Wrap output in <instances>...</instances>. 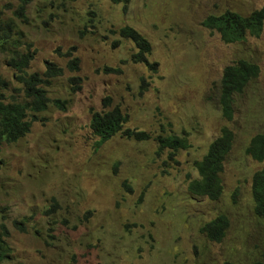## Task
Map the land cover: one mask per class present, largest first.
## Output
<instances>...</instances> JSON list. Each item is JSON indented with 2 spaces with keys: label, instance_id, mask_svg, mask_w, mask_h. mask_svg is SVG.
<instances>
[{
  "label": "rangeland",
  "instance_id": "obj_1",
  "mask_svg": "<svg viewBox=\"0 0 264 264\" xmlns=\"http://www.w3.org/2000/svg\"><path fill=\"white\" fill-rule=\"evenodd\" d=\"M22 4L0 0V18L1 25L11 22L17 47L34 55L26 71L43 73L50 60L63 74L46 86L51 101L30 131L0 145V223L10 230L12 248V258L0 264L264 261V220L252 194L264 161L246 152L264 132V28L258 37L227 42L204 24L228 9L248 15L264 0H29L20 15ZM124 26L149 40L148 60L156 65L133 60L138 48L120 35ZM11 55L1 46L5 102L24 99ZM72 57L79 58L78 70L69 66ZM241 58L257 63L260 74L236 94L228 120L221 78ZM115 107L128 116L125 128L151 137L118 133L98 145L92 114ZM225 125L235 141L221 174L223 193L213 200L189 186L199 178L196 161ZM169 133L185 136L189 147L172 157L170 148L159 151L157 136ZM220 216L227 225L216 241L205 229Z\"/></svg>",
  "mask_w": 264,
  "mask_h": 264
},
{
  "label": "trees",
  "instance_id": "obj_2",
  "mask_svg": "<svg viewBox=\"0 0 264 264\" xmlns=\"http://www.w3.org/2000/svg\"><path fill=\"white\" fill-rule=\"evenodd\" d=\"M29 0H23L20 6V15L24 14L26 4ZM114 3H123L124 5L131 0H111ZM205 26L216 29L227 42H236L245 40L248 35L258 37L264 28V6L253 10L248 15H242L236 11L226 10L221 14H211L204 20ZM13 26L11 22L1 25L0 18V49L11 51L9 64L16 68V78L23 83L24 99H12L5 102L3 93L0 92V145L2 142H16L24 137L31 129L33 120L38 119L35 115L38 112L45 111L48 108L51 99L48 96L46 86L51 84V80L63 74V68L54 61L47 60L46 68L43 73L34 72L29 74L26 68L33 59V54L22 51L17 47L16 40L10 36ZM120 35L131 39L138 48L133 54L135 62H146L151 67L155 64L150 63L148 54L151 51V43L140 32L130 26L121 27ZM73 56V50L66 53ZM71 69H79V58L72 57L69 64ZM108 71L116 69L106 68ZM120 71V70H116ZM260 74V67L257 63L248 59L241 58L234 64H229L224 68L221 78L220 103L222 115L228 120H232L235 114V96L243 93L250 82L255 80ZM75 78V77H73ZM8 83L0 77V87H7ZM105 102L110 100L104 99ZM62 109H66V102L57 99L53 101ZM31 116V118H30ZM128 116L122 112L120 107H115L110 111L93 112L91 118V128L95 135L99 136L98 145L110 140L118 133L125 137L135 138L137 140H147L151 137L145 130L125 128ZM159 151L165 148L171 149V157L180 148L189 147V142L185 136L176 133L167 135L159 134ZM235 141L234 131L227 125L222 126L220 134L210 143L207 153L201 160L196 161V168L199 178L190 184V191L199 195H206L210 199H219L223 191L222 172L224 171L225 160L230 153ZM1 151V147H0ZM246 152L259 162L264 161V132L255 134L246 148ZM252 190L255 200L256 213L264 220V165L258 169L252 180ZM225 221V222H224ZM210 223V224H209ZM205 231L209 237L216 241H221L225 234L227 220L225 216H220L210 221ZM15 225L20 230H25L23 221H16ZM10 236V230L6 223H0V261L10 260L12 258V248L7 237ZM224 264H236L226 261ZM250 264H264V261L257 260Z\"/></svg>",
  "mask_w": 264,
  "mask_h": 264
},
{
  "label": "clouds",
  "instance_id": "obj_3",
  "mask_svg": "<svg viewBox=\"0 0 264 264\" xmlns=\"http://www.w3.org/2000/svg\"><path fill=\"white\" fill-rule=\"evenodd\" d=\"M263 7V6H262ZM259 9V8H258ZM232 11H234V10H232ZM237 12V11H236ZM239 13V12H238ZM241 14V13H240ZM243 15V14H242ZM263 29V28H262ZM227 159V158H226ZM225 162H226V160H225ZM225 166V165H224ZM224 186V185H223ZM189 188H190V186H189ZM223 190H224V188H223ZM254 197V196H253ZM255 201V200H254ZM255 212H256V210H255ZM257 214V213H256ZM258 215V214H257ZM259 216V215H258ZM261 217V216H260ZM262 218V217H261ZM262 261V260H261Z\"/></svg>",
  "mask_w": 264,
  "mask_h": 264
}]
</instances>
